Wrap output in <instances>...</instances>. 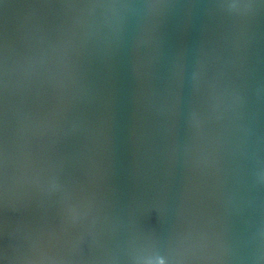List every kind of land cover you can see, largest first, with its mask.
<instances>
[{"label": "water", "instance_id": "water-1", "mask_svg": "<svg viewBox=\"0 0 264 264\" xmlns=\"http://www.w3.org/2000/svg\"><path fill=\"white\" fill-rule=\"evenodd\" d=\"M0 264H264V0H0Z\"/></svg>", "mask_w": 264, "mask_h": 264}]
</instances>
